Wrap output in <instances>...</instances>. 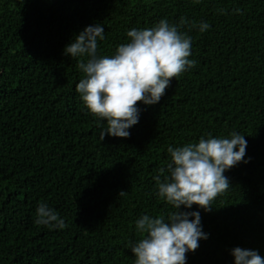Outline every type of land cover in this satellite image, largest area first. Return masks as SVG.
Returning a JSON list of instances; mask_svg holds the SVG:
<instances>
[{"label": "trees", "instance_id": "16d2710c", "mask_svg": "<svg viewBox=\"0 0 264 264\" xmlns=\"http://www.w3.org/2000/svg\"><path fill=\"white\" fill-rule=\"evenodd\" d=\"M162 19L191 37L196 64L137 104L130 137L102 140L106 120L76 92L87 57L65 47L100 24L97 57L112 56ZM234 131L248 162L225 172L210 212L180 208L208 234L187 264H235L236 247L264 257V0H0V264H134L136 221L176 211L154 179L168 175V148ZM41 203L67 227L37 225Z\"/></svg>", "mask_w": 264, "mask_h": 264}, {"label": "clouds", "instance_id": "9594fccd", "mask_svg": "<svg viewBox=\"0 0 264 264\" xmlns=\"http://www.w3.org/2000/svg\"><path fill=\"white\" fill-rule=\"evenodd\" d=\"M186 23L182 17L180 26ZM208 28L207 23L199 25L201 32ZM104 32L103 25H89L66 45L64 52L73 58L87 57L77 64L85 77L76 85V92L92 114L106 120L101 139L106 135L128 138L127 129L139 120L137 104L158 103L170 82L195 66L196 61L189 59L192 40L162 19L155 27L128 31V42L121 44L114 55L97 57L98 39L105 38ZM246 148L244 135L235 131L230 138L201 137L198 144L168 148V175L163 180L160 175L154 179L158 196L176 211L169 213L167 220L142 215L136 221L141 238L131 246L134 264H187V253L195 252L199 241L208 239V234L202 229L200 212L180 211L181 206L191 209L197 205L210 212L212 202L231 186L225 172L240 162H248L244 161ZM36 217L37 225L67 227L45 203L38 205ZM232 254L235 264H264V257L256 250L236 247Z\"/></svg>", "mask_w": 264, "mask_h": 264}]
</instances>
